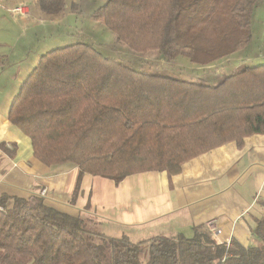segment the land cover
I'll use <instances>...</instances> for the list:
<instances>
[{
	"label": "trees",
	"instance_id": "obj_1",
	"mask_svg": "<svg viewBox=\"0 0 264 264\" xmlns=\"http://www.w3.org/2000/svg\"><path fill=\"white\" fill-rule=\"evenodd\" d=\"M257 1L105 0L90 16L134 53L206 67L249 46ZM37 6L56 15L65 1ZM8 121L43 165L78 169L76 190L85 174L116 184L144 172L174 176L201 154L264 135V64L240 65L211 84L192 82L136 70L78 42L38 58ZM251 234L248 247L218 244L204 226L190 238L132 243L41 197L0 193V264H264V215Z\"/></svg>",
	"mask_w": 264,
	"mask_h": 264
},
{
	"label": "crops",
	"instance_id": "obj_2",
	"mask_svg": "<svg viewBox=\"0 0 264 264\" xmlns=\"http://www.w3.org/2000/svg\"><path fill=\"white\" fill-rule=\"evenodd\" d=\"M20 4L26 5L22 0H0V193L41 197L59 212L93 222L101 234L127 237L132 243L179 234L190 238L194 227L204 226L218 244L235 240L242 247L250 246L254 223L264 215V135L243 139L241 147L229 142L201 154L184 163L174 176L144 172L116 184L85 174L77 190V168L48 167L33 157L29 139L8 121L12 102L41 56L30 55L24 45L23 22L29 15L11 12ZM29 8L32 18L37 8L35 4ZM19 42L25 56L13 63L8 74L3 51ZM245 48L206 66H223L210 79H182L211 84L240 65L264 64V49L255 54L243 53Z\"/></svg>",
	"mask_w": 264,
	"mask_h": 264
},
{
	"label": "rangeland",
	"instance_id": "obj_3",
	"mask_svg": "<svg viewBox=\"0 0 264 264\" xmlns=\"http://www.w3.org/2000/svg\"><path fill=\"white\" fill-rule=\"evenodd\" d=\"M64 1L65 8L61 13L48 15L39 10L37 0H22L23 3H26L24 6H27L29 11H27L29 17L24 15L29 19L23 22L25 36L23 42L31 51L30 55L40 56L66 45L84 42L91 43L105 57L115 59L136 70L152 74L200 80L202 77L210 79L211 76L218 75L217 71L223 67L201 68L183 57H178L174 61H167L157 52L134 53L124 45L117 43L115 37L102 24L91 19V13L102 6L105 0ZM32 4H35L37 13L30 18L32 15L29 6ZM8 15L6 14L7 17ZM251 34L252 41L243 53L259 54V51L264 49V0L257 1V7L251 17ZM21 45L23 44L19 42L15 48L5 46L3 59L8 60L5 66V71L8 74L9 69L14 65L13 63L25 56ZM201 81L205 82L204 80Z\"/></svg>",
	"mask_w": 264,
	"mask_h": 264
},
{
	"label": "built area",
	"instance_id": "obj_4",
	"mask_svg": "<svg viewBox=\"0 0 264 264\" xmlns=\"http://www.w3.org/2000/svg\"><path fill=\"white\" fill-rule=\"evenodd\" d=\"M11 12L15 15H19V16H24L27 14V10L25 9L24 6L20 5V6H17L16 8H13L11 10ZM212 228V225L209 226V229Z\"/></svg>",
	"mask_w": 264,
	"mask_h": 264
}]
</instances>
